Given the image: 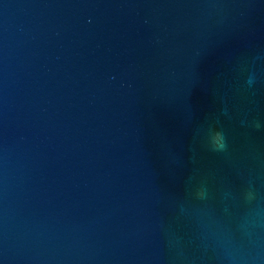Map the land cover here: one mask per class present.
Wrapping results in <instances>:
<instances>
[{"label":"water","instance_id":"95a60500","mask_svg":"<svg viewBox=\"0 0 264 264\" xmlns=\"http://www.w3.org/2000/svg\"><path fill=\"white\" fill-rule=\"evenodd\" d=\"M0 264H264V0H0Z\"/></svg>","mask_w":264,"mask_h":264},{"label":"clouds","instance_id":"9594fccd","mask_svg":"<svg viewBox=\"0 0 264 264\" xmlns=\"http://www.w3.org/2000/svg\"><path fill=\"white\" fill-rule=\"evenodd\" d=\"M255 79H256V77H255L254 73L249 75L248 80H247V84L249 87L252 86V84L255 82ZM257 127H259L258 124H257ZM209 141H210V146H211L213 151H226L227 150V141H226V138H225L224 133L222 131L216 130V131L211 132L210 136H209ZM195 196L198 199L206 200L209 196V190H208L207 186L202 183L196 189ZM248 197L249 198L252 197L251 191H249Z\"/></svg>","mask_w":264,"mask_h":264}]
</instances>
